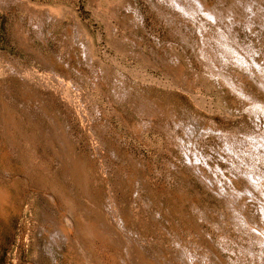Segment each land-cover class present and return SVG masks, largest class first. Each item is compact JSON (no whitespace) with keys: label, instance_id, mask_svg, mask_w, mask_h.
Instances as JSON below:
<instances>
[{"label":"rangeland","instance_id":"1","mask_svg":"<svg viewBox=\"0 0 264 264\" xmlns=\"http://www.w3.org/2000/svg\"><path fill=\"white\" fill-rule=\"evenodd\" d=\"M0 264H264V0H0Z\"/></svg>","mask_w":264,"mask_h":264},{"label":"bare ground","instance_id":"2","mask_svg":"<svg viewBox=\"0 0 264 264\" xmlns=\"http://www.w3.org/2000/svg\"><path fill=\"white\" fill-rule=\"evenodd\" d=\"M262 149V148H261ZM249 167V166H248ZM258 183V182H257Z\"/></svg>","mask_w":264,"mask_h":264}]
</instances>
